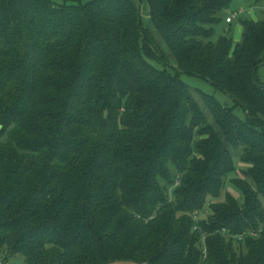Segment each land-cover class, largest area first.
Wrapping results in <instances>:
<instances>
[{"label":"trees","instance_id":"16d2710c","mask_svg":"<svg viewBox=\"0 0 264 264\" xmlns=\"http://www.w3.org/2000/svg\"><path fill=\"white\" fill-rule=\"evenodd\" d=\"M230 2L0 0V263L264 264V19L214 42Z\"/></svg>","mask_w":264,"mask_h":264},{"label":"rangeland","instance_id":"374dc122","mask_svg":"<svg viewBox=\"0 0 264 264\" xmlns=\"http://www.w3.org/2000/svg\"><path fill=\"white\" fill-rule=\"evenodd\" d=\"M83 2L87 0H82ZM138 2V0H137ZM140 14L142 25L146 28L152 27L151 21L149 19L148 14V5L146 1L139 2ZM221 20L219 23L213 26V36L212 40L215 42L220 36H228L232 39L233 44L239 43L242 37V20H262L264 19V0L260 2H255V0H231L227 9L223 10L220 14ZM227 16H233L232 21L227 23L225 18ZM257 76L260 81L264 84V66H261L257 70ZM183 80L194 88H199L205 93H208L214 96L221 104L226 105L228 107H232L233 101L232 99L226 95L225 93L219 91L218 89L211 86L206 81L192 77L183 75ZM234 113L240 117L241 119L245 118L244 111L236 107L234 108ZM235 154V153H234ZM244 165L241 163L237 164V174L241 175V171L244 169ZM229 192L233 194L240 201L242 200L241 195L235 189H233L229 180L226 182L225 188L222 190L221 196L219 200H222L223 194L225 192ZM212 200H208L205 206L204 212L199 214L198 218H204L210 212V205L212 204ZM7 264H24L23 259L20 256H15L7 260ZM105 264H139L132 261H112Z\"/></svg>","mask_w":264,"mask_h":264},{"label":"built area","instance_id":"2783aa9c","mask_svg":"<svg viewBox=\"0 0 264 264\" xmlns=\"http://www.w3.org/2000/svg\"><path fill=\"white\" fill-rule=\"evenodd\" d=\"M232 18H233V16H227L226 18H225V21L227 22V23H230L231 21H232ZM196 227H194V229H195ZM223 233L225 234V231L223 230ZM245 235H248V234H242V235H239V236H235V237H233V238H235V239H238V240H240L242 237H244ZM249 235L250 236H254L255 234L254 233H249ZM0 264H7V263H0Z\"/></svg>","mask_w":264,"mask_h":264}]
</instances>
